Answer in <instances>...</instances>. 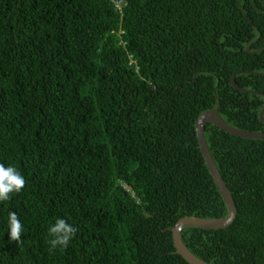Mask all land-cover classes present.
Masks as SVG:
<instances>
[{
	"label": "trees",
	"instance_id": "16d2710c",
	"mask_svg": "<svg viewBox=\"0 0 264 264\" xmlns=\"http://www.w3.org/2000/svg\"><path fill=\"white\" fill-rule=\"evenodd\" d=\"M116 1L0 0V164L26 181L0 203V264H188L176 220L226 215L198 114L264 131V97L230 82L264 93V0ZM204 136L236 215L182 241L210 264H264V140ZM57 218L76 232L51 249Z\"/></svg>",
	"mask_w": 264,
	"mask_h": 264
},
{
	"label": "water",
	"instance_id": "95a60500",
	"mask_svg": "<svg viewBox=\"0 0 264 264\" xmlns=\"http://www.w3.org/2000/svg\"><path fill=\"white\" fill-rule=\"evenodd\" d=\"M245 48L246 50H248L249 45H247ZM230 82L237 89L259 94L264 97V93L262 92H257V91H252L237 87L234 83V75L231 77ZM263 112H264V104L258 113L259 119L264 123ZM207 122L212 123L213 125L217 126L221 130L231 135L244 137V138H256V139L264 140V131H246L228 125L218 114V105H216L214 108L204 110L198 114L194 123L198 147L201 152L203 161L225 203L226 215L217 218H204V217L186 215L176 220V222L170 228L172 243L176 253L179 254L188 264H210V263L199 258L187 248V246L183 243L181 238L182 229L185 227H199L205 229L225 228L232 223L236 215V206L231 196L230 190L227 188L220 173L218 172L205 140L204 124Z\"/></svg>",
	"mask_w": 264,
	"mask_h": 264
},
{
	"label": "clouds",
	"instance_id": "9594fccd",
	"mask_svg": "<svg viewBox=\"0 0 264 264\" xmlns=\"http://www.w3.org/2000/svg\"><path fill=\"white\" fill-rule=\"evenodd\" d=\"M25 178L13 165L0 164V203L11 199L25 186ZM7 234L10 240L18 241L23 225L15 212H9L6 220ZM76 229L63 218H57L48 229L51 249L66 248L75 235Z\"/></svg>",
	"mask_w": 264,
	"mask_h": 264
},
{
	"label": "built area",
	"instance_id": "2783aa9c",
	"mask_svg": "<svg viewBox=\"0 0 264 264\" xmlns=\"http://www.w3.org/2000/svg\"><path fill=\"white\" fill-rule=\"evenodd\" d=\"M115 3H116L117 6H119V5H121L122 1L121 0H117Z\"/></svg>",
	"mask_w": 264,
	"mask_h": 264
}]
</instances>
